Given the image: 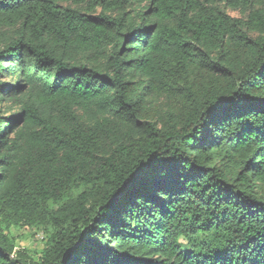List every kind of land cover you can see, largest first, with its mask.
<instances>
[{"label":"trees","instance_id":"16d2710c","mask_svg":"<svg viewBox=\"0 0 264 264\" xmlns=\"http://www.w3.org/2000/svg\"><path fill=\"white\" fill-rule=\"evenodd\" d=\"M0 264H264V0H0Z\"/></svg>","mask_w":264,"mask_h":264},{"label":"rangeland","instance_id":"374dc122","mask_svg":"<svg viewBox=\"0 0 264 264\" xmlns=\"http://www.w3.org/2000/svg\"><path fill=\"white\" fill-rule=\"evenodd\" d=\"M228 12L233 16H242V13L239 10L229 9ZM13 77H4L2 80L10 81L13 80ZM2 107V114L8 115L13 110H8L6 102ZM12 234L15 236V242L18 248L25 249L26 252L31 256H36L39 251L44 247L46 241L45 232L41 229H14Z\"/></svg>","mask_w":264,"mask_h":264}]
</instances>
